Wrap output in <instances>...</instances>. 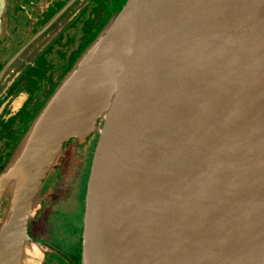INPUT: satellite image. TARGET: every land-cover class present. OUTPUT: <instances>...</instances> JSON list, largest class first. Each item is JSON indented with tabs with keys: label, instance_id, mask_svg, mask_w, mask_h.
I'll return each instance as SVG.
<instances>
[{
	"label": "water",
	"instance_id": "95a60500",
	"mask_svg": "<svg viewBox=\"0 0 264 264\" xmlns=\"http://www.w3.org/2000/svg\"><path fill=\"white\" fill-rule=\"evenodd\" d=\"M119 5L0 173V264H42L46 177L101 118L81 264H264V0Z\"/></svg>",
	"mask_w": 264,
	"mask_h": 264
},
{
	"label": "flooded vegetation",
	"instance_id": "af4514ba",
	"mask_svg": "<svg viewBox=\"0 0 264 264\" xmlns=\"http://www.w3.org/2000/svg\"><path fill=\"white\" fill-rule=\"evenodd\" d=\"M121 1L7 0L6 12L2 10L0 15V173L31 118ZM104 122L101 118L88 136L68 141L62 158L72 167L66 172L60 160L46 177L44 204L53 202L58 231L39 226L44 206L31 226L33 235L47 248L43 264H81L88 180ZM72 154L75 158L69 160ZM82 158L87 164L81 167L86 173L76 222L56 202L66 198L63 186L73 169L80 168ZM9 203V197L0 202V224ZM38 229L43 234L37 233Z\"/></svg>",
	"mask_w": 264,
	"mask_h": 264
},
{
	"label": "rangeland",
	"instance_id": "374dc122",
	"mask_svg": "<svg viewBox=\"0 0 264 264\" xmlns=\"http://www.w3.org/2000/svg\"><path fill=\"white\" fill-rule=\"evenodd\" d=\"M110 15H111V13H110ZM61 158H60V160H61V162H63V158L62 159ZM72 158H75L74 154H72V156L69 158V160H71ZM84 163L86 165L87 160L82 158L81 161H79L80 168L85 166ZM62 165L64 166V169L66 172L72 167L69 165V163H66V162H63ZM77 168L73 169V171L70 173V176L68 178V184L65 183L63 186V188L66 190V195H67L66 198L61 197L56 202L57 206L60 205L67 210L69 217H71L70 220L71 221L73 220L76 222L78 221V216L80 214V205L78 204V201H79V198L81 199L82 195H83L84 177H85V173H86V170L84 168H81V169L80 168L77 169ZM45 183H46V181H45ZM44 200H45V198H44ZM53 206H54V204L52 201L48 204H45V207H46L45 213L42 212L40 215L42 220L39 222V226H41L42 229H44L46 231L47 230L48 231L49 230L50 231H52V230L58 231V227L54 224L55 223L54 218H53L54 216H52ZM57 215L58 214L56 213L55 216H57ZM60 216H61V214H60ZM36 232L42 233V232H39V229ZM44 258H45V256H44ZM44 258H43V260H44ZM43 260H42V264H43Z\"/></svg>",
	"mask_w": 264,
	"mask_h": 264
}]
</instances>
